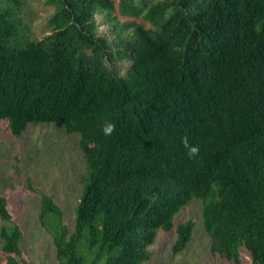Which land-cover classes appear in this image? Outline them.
I'll return each mask as SVG.
<instances>
[{
	"label": "trees",
	"instance_id": "trees-1",
	"mask_svg": "<svg viewBox=\"0 0 264 264\" xmlns=\"http://www.w3.org/2000/svg\"><path fill=\"white\" fill-rule=\"evenodd\" d=\"M25 1L0 0V124L17 138L54 123L79 137L72 231L51 196L23 185L59 264H143L193 200L212 255L264 264V0H48L38 40ZM9 207L0 196L5 264H28ZM194 227L177 225L174 256Z\"/></svg>",
	"mask_w": 264,
	"mask_h": 264
},
{
	"label": "rangeland",
	"instance_id": "rangeland-1",
	"mask_svg": "<svg viewBox=\"0 0 264 264\" xmlns=\"http://www.w3.org/2000/svg\"><path fill=\"white\" fill-rule=\"evenodd\" d=\"M25 19L31 40H38L54 8L48 0H26ZM101 21V16L97 17ZM109 27L99 26V33H108ZM85 171L79 137L68 134L62 124H29L20 137H13L7 123L0 124V196H6L14 220L20 225L24 240L23 259L28 264H59L52 238L37 220L39 196L26 190L27 179L34 187L51 196L65 213V224L73 230L75 207L82 194V175ZM202 203L193 200L174 218L171 231L158 230L149 247L151 257L143 264H230L210 252V237L202 222ZM195 223L187 248L174 256L172 247L176 228L180 223ZM4 222L0 219V227ZM1 247V241H0ZM244 264H251L244 253ZM0 264L5 256L0 248ZM24 264V263H22Z\"/></svg>",
	"mask_w": 264,
	"mask_h": 264
},
{
	"label": "clouds",
	"instance_id": "clouds-1",
	"mask_svg": "<svg viewBox=\"0 0 264 264\" xmlns=\"http://www.w3.org/2000/svg\"><path fill=\"white\" fill-rule=\"evenodd\" d=\"M115 124L113 123H106V125L103 128V132L105 135H111L115 131ZM183 144L186 148H188V154L189 157H195L199 153V147L198 146H191L189 145L187 137L183 138Z\"/></svg>",
	"mask_w": 264,
	"mask_h": 264
}]
</instances>
